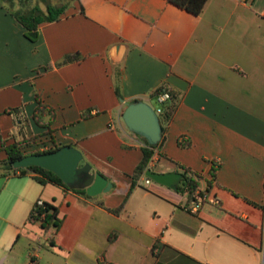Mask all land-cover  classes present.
I'll list each match as a JSON object with an SVG mask.
<instances>
[{"label":"crops","instance_id":"obj_1","mask_svg":"<svg viewBox=\"0 0 264 264\" xmlns=\"http://www.w3.org/2000/svg\"><path fill=\"white\" fill-rule=\"evenodd\" d=\"M0 22V141L14 140L16 119L22 136L34 129L39 99L41 130L67 124L49 146L75 145L113 181L87 197L0 175V264L264 263V0H207L198 14L169 0H75L35 40L2 8ZM161 84L180 98L149 166L187 168L206 197L194 208L187 192L141 180L114 212L145 145L122 124L125 101L154 106ZM38 198L57 207L58 227L27 221ZM36 224L44 252L26 249Z\"/></svg>","mask_w":264,"mask_h":264},{"label":"trees","instance_id":"obj_2","mask_svg":"<svg viewBox=\"0 0 264 264\" xmlns=\"http://www.w3.org/2000/svg\"><path fill=\"white\" fill-rule=\"evenodd\" d=\"M186 10L198 14L202 11L205 3L207 0H169ZM66 6L65 4H47L45 10H41L38 5H34L29 8H16L11 11V13L14 15V17L24 26L25 28V35L30 38L31 40H35L38 35V24L42 21H52L56 20L60 17V15L65 11ZM74 57V56H68V59ZM168 93V97L165 99L159 100L158 95L163 92ZM150 96L155 99L156 106L155 109L159 108V111L157 112L160 120V124L162 127V136H164V131L166 129L167 123L172 117L178 102L180 98V92L168 87L164 84H161L154 88ZM12 111L18 112L19 107H13L11 108ZM46 108L44 107L41 100L38 99V104L36 107V112L34 113V117L37 122H39V117L46 112ZM47 124V123H45ZM44 124V125H45ZM48 125V124H47ZM50 132V128L48 127L47 132ZM26 137V136H25ZM142 138L145 140V145L141 147L142 149V157L138 161V163L135 165L132 173H131V182L130 187L125 195V198L121 202L120 205L110 208L114 212H118L120 208L122 207L123 203L125 202V199L127 198L128 194L136 184L137 178L141 174L145 172L147 168H151L149 166V162L153 156L154 147H157L158 145H152L149 144L148 141L144 136ZM30 138L25 139H14L11 142L4 143V141H1L0 148L4 151V156L0 157V175H23L26 173H30L37 181L40 183H47L52 182L56 184H60L64 186L65 188H69L74 190L75 192L81 193L87 197H91L92 195L88 194L84 187H73L69 186L67 183L64 182V180L55 172H53L50 169H47L40 165H28L26 167H15L13 165V160L21 157L22 155L28 153L25 151V145H22L21 143L23 141L29 140ZM62 144L60 143H54L53 145L48 146L47 148H36L30 152H40V151H48V150H54L57 149ZM84 161H81L80 164H82ZM210 172L214 173V168H210ZM183 177L181 178L177 190L181 192H187L188 196L192 199L196 197L197 193H200L197 191V184L198 179L193 177L191 174H188L187 168H183L182 170ZM99 203L102 204L101 201ZM39 219L41 221V224L43 227H47L49 225H54L55 227H58L61 222V218L57 216V207L53 205L50 202L44 201L42 205H36L33 204L29 214L27 221H32ZM115 237V232H111L108 235V239L112 240Z\"/></svg>","mask_w":264,"mask_h":264},{"label":"water","instance_id":"obj_3","mask_svg":"<svg viewBox=\"0 0 264 264\" xmlns=\"http://www.w3.org/2000/svg\"><path fill=\"white\" fill-rule=\"evenodd\" d=\"M121 117L127 128L144 136L149 144L161 146L164 142L162 127L156 109L148 101L140 98L125 101ZM82 151L71 143H64L57 149L28 152L13 160L15 167L40 165L58 174L65 183L73 187H84L90 195L108 191L113 181L100 171L92 170L91 163L83 160ZM150 178L177 188L183 173L180 171H156L151 168L145 170Z\"/></svg>","mask_w":264,"mask_h":264},{"label":"rangeland","instance_id":"obj_4","mask_svg":"<svg viewBox=\"0 0 264 264\" xmlns=\"http://www.w3.org/2000/svg\"><path fill=\"white\" fill-rule=\"evenodd\" d=\"M49 3L50 4H58V5L59 4H65L66 9H67V8H72L75 5V0H0V8H2L4 10V12H7L9 14V16L14 17V15L11 13V11L13 9H16L19 7L26 9V8L32 7L34 5H38V7L41 10H45L46 5ZM1 27H3L2 22H0V42L2 41L3 34L5 33V28H1ZM152 104L154 105V107L156 106V102L154 100L152 101ZM16 118H17V116H16ZM19 123H20V121L16 119V127L12 133V139H22V138L25 139L27 137L30 138L32 141L25 144V151L26 152L32 151L36 148H40V149L41 148H47L49 146L50 141H48L46 139V137L49 138L51 132L53 131V129L55 130V128L49 127L50 130H52V131L47 132L48 128L41 130L42 128H40L38 123L35 122L34 129L28 130V132L25 133V136H26L25 137V136H22V132H20V129H19L20 124ZM122 124H124L125 129L128 132H131L127 128L125 123H123V121H122ZM45 127H48V125L45 124ZM66 127H67V124L61 123L59 128H57V130H55V131H57L56 134L60 137L61 129L66 131ZM25 132H26V130H25ZM4 143H6V142H4ZM0 145H1V141H0ZM2 155H3V150H1V148H0V157H2ZM108 157H112V156H108ZM108 157L104 156V158H108ZM82 161H88V160H87V158L84 157ZM151 167L155 168L154 165H152ZM142 175L146 176L145 174H142ZM150 179H151V182H150L149 186L160 183V182H158L152 178H150ZM200 184L204 185V181L201 180ZM140 186H143V185H140ZM30 228H31V234L29 235L30 239L28 240V244H27L26 249L29 250L32 246L37 247V245L40 244V245H43L41 251L44 252L46 249V245H47V240L43 236L44 230L41 228V226L39 224L30 225ZM28 259H29V257H28Z\"/></svg>","mask_w":264,"mask_h":264},{"label":"built area","instance_id":"obj_5","mask_svg":"<svg viewBox=\"0 0 264 264\" xmlns=\"http://www.w3.org/2000/svg\"><path fill=\"white\" fill-rule=\"evenodd\" d=\"M166 97H168V93L166 91L158 95L159 100L165 99ZM156 111L158 112L159 108H157ZM141 180H143V183H145V184H148L151 181L150 177L146 175V176H144L143 179L141 177L137 178L136 183H138V184L141 183ZM204 197H206V194L197 193L196 197L193 199L194 205L192 207H194V208L198 207L200 205V203L202 202V200L204 199ZM213 200L216 202L219 201L217 198H214ZM43 202H44V200L42 198H38L36 200L35 204L36 205H42Z\"/></svg>","mask_w":264,"mask_h":264}]
</instances>
